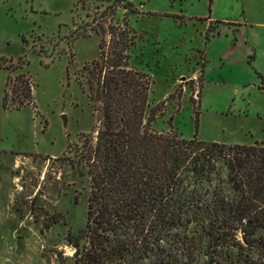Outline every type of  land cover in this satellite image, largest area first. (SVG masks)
<instances>
[{"label":"rangeland","instance_id":"obj_1","mask_svg":"<svg viewBox=\"0 0 264 264\" xmlns=\"http://www.w3.org/2000/svg\"><path fill=\"white\" fill-rule=\"evenodd\" d=\"M113 1L0 0V64L18 67L0 68V264H76L72 242L86 226L90 178L67 158L81 135L102 126L85 67L108 54L100 56L103 36L90 26L128 21L129 66L151 81L146 119L152 109L164 112L154 132L226 146L264 143V0H129L133 9L112 16ZM213 1L232 18L246 15L257 81L244 45L223 64L237 41L220 24L209 28L204 15ZM85 24L91 36L75 39ZM22 77L33 99L6 110L3 99L8 93L11 104Z\"/></svg>","mask_w":264,"mask_h":264},{"label":"trees","instance_id":"obj_2","mask_svg":"<svg viewBox=\"0 0 264 264\" xmlns=\"http://www.w3.org/2000/svg\"><path fill=\"white\" fill-rule=\"evenodd\" d=\"M112 3V16L133 9L129 0ZM103 23L75 33L90 37V26L103 36L100 56L108 52L85 67L102 126L65 156L90 178L86 226L69 239L76 264H264V143L226 146L154 132L164 112L152 109L146 119L151 81L129 66V23ZM18 81L11 104L8 93L3 99L6 110L33 99L28 79Z\"/></svg>","mask_w":264,"mask_h":264},{"label":"crops","instance_id":"obj_3","mask_svg":"<svg viewBox=\"0 0 264 264\" xmlns=\"http://www.w3.org/2000/svg\"><path fill=\"white\" fill-rule=\"evenodd\" d=\"M228 12L223 11V8H221V10L219 11L217 3L215 1H213V10L211 11V13L204 15L206 17L205 21L207 22L209 28H213V24H220L225 30L229 31L230 33H233L237 43L234 45V50L232 52H227L225 54H223L225 57L223 58V64H227L226 62H228V59L231 58V56L236 55V52H238V48L242 47L243 45L245 47H247V53H246V58L244 59V61H246V59H248V64L252 67V75H257L262 74L260 72H258L255 67V62H250L251 57H253L252 55H255V58L257 57V52L253 49V46L251 44H249V30L247 28V26H245L246 24V15L239 16L238 14V18H232L231 15L227 14ZM199 18V17H198ZM245 18V19H244ZM248 19V18H247ZM215 39V36H213V40ZM210 41H212V38L209 39ZM208 40V41H209ZM213 41L211 42V46H212ZM249 45V46H248ZM254 58V57H253ZM252 58V59H253ZM207 62V61H206ZM207 64L205 67V76L207 73ZM253 70L255 72H253ZM260 71V70H259ZM262 72V71H261ZM257 78H259V75L255 77L256 81ZM260 82V81H259ZM264 84V78L263 81L260 83V85Z\"/></svg>","mask_w":264,"mask_h":264}]
</instances>
